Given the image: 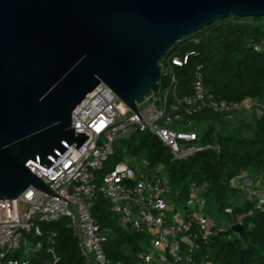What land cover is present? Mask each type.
I'll return each instance as SVG.
<instances>
[{"label": "water", "instance_id": "water-1", "mask_svg": "<svg viewBox=\"0 0 264 264\" xmlns=\"http://www.w3.org/2000/svg\"><path fill=\"white\" fill-rule=\"evenodd\" d=\"M230 15L264 16V0H0V200L51 191L26 162L83 143L73 110L99 83L83 113L137 111L174 43Z\"/></svg>", "mask_w": 264, "mask_h": 264}, {"label": "built area", "instance_id": "built-area-1", "mask_svg": "<svg viewBox=\"0 0 264 264\" xmlns=\"http://www.w3.org/2000/svg\"><path fill=\"white\" fill-rule=\"evenodd\" d=\"M252 45L264 51V38L252 40ZM188 57L189 54L184 57L168 54L161 60L171 84L164 92H154L138 103L137 111L130 107L118 114L83 113L82 109L92 100L90 95L102 83L106 84L103 81L75 107L72 126L76 132L89 135L83 143L78 148L70 143L49 167L33 158L26 162L51 191L30 185L19 197L0 200V259L22 244L29 252L25 232L42 234L40 221L67 217L84 256L81 264H111L104 249L107 234L91 210L94 197L100 193L110 200L112 210L124 225L148 233L140 253L145 264H219L208 256H200L198 260L195 257L201 247L198 237L206 238L213 233L201 192L204 184L194 186L192 195L180 200L163 165L154 173L147 161L139 162L133 155L99 172L114 152L116 139L122 135L129 138L137 130H150L169 146L174 158L182 159L205 148L221 147L219 141L200 140L192 116L201 110L235 113L254 108L258 116L264 117V98H211L200 65L191 92L178 96L173 65L186 63ZM249 179L244 171L234 178V183L247 184ZM263 202L264 198L259 199V204ZM235 223L229 220L216 226L223 230ZM33 247L41 248L42 242L37 241ZM47 250L51 260L45 264H58L60 256L56 248L50 245Z\"/></svg>", "mask_w": 264, "mask_h": 264}, {"label": "trees", "instance_id": "trees-1", "mask_svg": "<svg viewBox=\"0 0 264 264\" xmlns=\"http://www.w3.org/2000/svg\"><path fill=\"white\" fill-rule=\"evenodd\" d=\"M262 38L264 16L230 15L175 42L169 55L184 57L189 54L186 63L173 65L177 95L191 92L195 71L200 65L211 98H264V51L256 50L252 45V40ZM170 84V74L163 69L161 92ZM239 112V119L233 118L232 112H218L210 108L192 116L195 121L193 127L200 132V140L204 143L219 141L220 149L205 148L176 159L169 146L150 130L133 132L125 139L127 146L124 149L155 169L163 165L180 200H187L194 186L205 185L201 192L206 204L214 211L212 214L216 221L210 236L198 237L201 247L195 254L197 260L200 256H208L219 264H264V202L259 204L258 198L251 197L234 183V178L246 170H264V117L253 114L247 121L244 117L246 111ZM249 127L253 129L252 133H245ZM123 158V149L115 146L99 172L113 168ZM228 207L231 211L226 210ZM91 210L107 234L104 249L111 264H145L140 253L148 233L124 225L112 210L110 200L100 193L94 197ZM223 218L234 223L241 219L242 233L232 226L218 229L216 224ZM40 224L42 234L25 232L29 252L22 244L2 256L0 264H45L46 260H51L47 250L50 245L60 256L58 264L83 262L79 241L67 217L43 220ZM39 240L42 247H33ZM244 248H249L250 255L241 262Z\"/></svg>", "mask_w": 264, "mask_h": 264}, {"label": "crops", "instance_id": "crops-1", "mask_svg": "<svg viewBox=\"0 0 264 264\" xmlns=\"http://www.w3.org/2000/svg\"><path fill=\"white\" fill-rule=\"evenodd\" d=\"M244 114H245L244 115L245 119L249 121L252 118L253 114H256V111L253 108L250 111H246ZM232 116H234L235 119H239L240 113L238 112V114H233ZM246 171L248 173V176L250 177L248 183L245 184L243 182H239L236 184L235 182V184L238 185L240 188H242L243 192L249 193L250 196L253 198H258V199L264 198V170L258 168H251ZM204 203H205V199H204ZM211 222L215 224L214 219H211Z\"/></svg>", "mask_w": 264, "mask_h": 264}, {"label": "rangeland", "instance_id": "rangeland-1", "mask_svg": "<svg viewBox=\"0 0 264 264\" xmlns=\"http://www.w3.org/2000/svg\"><path fill=\"white\" fill-rule=\"evenodd\" d=\"M239 113L241 114V112H239ZM234 114H238V113H234ZM232 115H233V114H231V116H232ZM232 117L234 118V116H232ZM234 120H235V119H234ZM252 131H253V129H252L251 127H249L248 129L245 130V133H252ZM126 138H128V137L122 135V136H119V137L116 139V141H115V146H120V147L123 149L124 157L130 155L129 152H127V151L124 149V148L127 146V143H126V140H125ZM138 161L141 162V160H140L139 158H138ZM157 169H158V168H156V169L153 168V172L156 173ZM204 204H205V206H204L205 210L210 214L211 217H214L213 214H212V212L214 213V211L211 210L210 206H208V205L206 204V202H205ZM213 219H216V218L214 217ZM215 221H216V220H215ZM219 221H220V222H217V223H222V224H225V223H226V221L224 220V218L221 219V220H219Z\"/></svg>", "mask_w": 264, "mask_h": 264}]
</instances>
